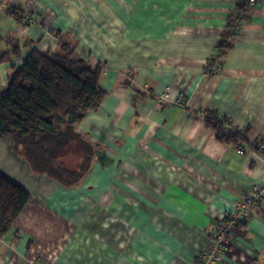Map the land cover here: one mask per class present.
Returning a JSON list of instances; mask_svg holds the SVG:
<instances>
[{"label": "crops", "instance_id": "1", "mask_svg": "<svg viewBox=\"0 0 264 264\" xmlns=\"http://www.w3.org/2000/svg\"><path fill=\"white\" fill-rule=\"evenodd\" d=\"M237 5L0 0V52L9 56L1 87L12 65L32 50L57 52L62 39L102 67L106 91L77 127L94 158L72 186L34 174L13 141L0 140V174L30 195L0 238V264H195L208 230L264 189L263 155L219 141L206 120L216 113L249 143H264V0L249 11L220 73L206 70ZM31 13L36 22L26 24ZM11 41H19V57ZM219 264H264V196L233 227Z\"/></svg>", "mask_w": 264, "mask_h": 264}, {"label": "trees", "instance_id": "2", "mask_svg": "<svg viewBox=\"0 0 264 264\" xmlns=\"http://www.w3.org/2000/svg\"><path fill=\"white\" fill-rule=\"evenodd\" d=\"M249 11L238 3L229 17L227 31L217 46L218 56L214 57L220 59V70L243 30ZM238 20L240 24L236 27ZM9 44L12 55L19 57L22 52L19 41ZM6 60L8 53L0 52V63ZM101 74V66L92 68L62 39L57 52L32 50L22 66L10 67L8 86L0 85V140L10 138L13 151L27 161L34 174L46 173L67 186L76 184L94 158V145L77 127L89 112L101 107L106 96L100 84ZM206 120L219 141L248 146L264 157L263 142L249 143L246 133L235 130L229 120L212 112ZM76 154L79 160L71 167L69 162ZM29 198L27 191L0 174V238L10 230Z\"/></svg>", "mask_w": 264, "mask_h": 264}, {"label": "built area", "instance_id": "3", "mask_svg": "<svg viewBox=\"0 0 264 264\" xmlns=\"http://www.w3.org/2000/svg\"><path fill=\"white\" fill-rule=\"evenodd\" d=\"M260 0H238L239 4H243L246 9L255 8ZM248 13V12H246ZM26 22L29 24H35L36 16L31 13L26 16ZM240 24V20L237 21L236 27ZM218 56V53L217 55ZM215 56V57H216ZM211 61H215V64H211L210 61L206 65V70L214 74L220 73L218 63L219 58H214ZM170 95L165 94L163 98H168ZM178 102L183 101V97L180 96L177 99ZM264 147V143L262 144ZM238 152L243 154L244 148L239 146ZM264 196V189L255 187L253 194L244 198L243 201L237 202L234 205V210L225 215L217 224L208 230L207 240L203 252L199 255L195 264H219L223 259L226 250H228L231 242V232L234 226L238 223L246 221L251 211L258 205L261 198Z\"/></svg>", "mask_w": 264, "mask_h": 264}]
</instances>
